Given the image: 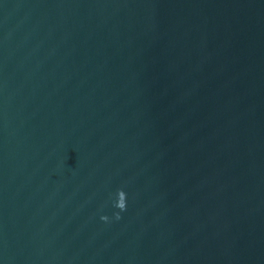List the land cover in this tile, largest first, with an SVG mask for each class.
Instances as JSON below:
<instances>
[{
	"label": "water",
	"instance_id": "obj_1",
	"mask_svg": "<svg viewBox=\"0 0 264 264\" xmlns=\"http://www.w3.org/2000/svg\"><path fill=\"white\" fill-rule=\"evenodd\" d=\"M0 264H264V0H0Z\"/></svg>",
	"mask_w": 264,
	"mask_h": 264
},
{
	"label": "clouds",
	"instance_id": "obj_2",
	"mask_svg": "<svg viewBox=\"0 0 264 264\" xmlns=\"http://www.w3.org/2000/svg\"><path fill=\"white\" fill-rule=\"evenodd\" d=\"M113 206L117 208L119 211L115 213L114 218L116 220H119L120 213L126 210V194L123 190H118L116 195H115V200ZM101 220L105 223L109 222V217L108 216H101Z\"/></svg>",
	"mask_w": 264,
	"mask_h": 264
}]
</instances>
